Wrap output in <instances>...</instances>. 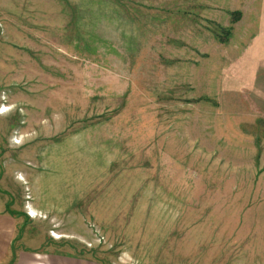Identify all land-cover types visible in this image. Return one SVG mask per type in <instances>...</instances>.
I'll list each match as a JSON object with an SVG mask.
<instances>
[{
	"label": "rangeland",
	"instance_id": "1",
	"mask_svg": "<svg viewBox=\"0 0 264 264\" xmlns=\"http://www.w3.org/2000/svg\"><path fill=\"white\" fill-rule=\"evenodd\" d=\"M263 29L264 0H0V264H264Z\"/></svg>",
	"mask_w": 264,
	"mask_h": 264
},
{
	"label": "crops",
	"instance_id": "2",
	"mask_svg": "<svg viewBox=\"0 0 264 264\" xmlns=\"http://www.w3.org/2000/svg\"><path fill=\"white\" fill-rule=\"evenodd\" d=\"M263 33H264V29H263ZM262 37H264V36H262ZM4 181H5V180H4ZM4 181H3V180L1 181L2 184H1V191H0V201H2V206H3V207H5L6 205H8V203H9L8 198H6V200H4L5 196H6V197L8 196V195L5 193L6 189L2 186V185H4ZM0 205H1V204H0ZM3 258H4V256L0 258V261H2ZM93 263H94V264H98V263H95V262H93Z\"/></svg>",
	"mask_w": 264,
	"mask_h": 264
},
{
	"label": "trees",
	"instance_id": "3",
	"mask_svg": "<svg viewBox=\"0 0 264 264\" xmlns=\"http://www.w3.org/2000/svg\"><path fill=\"white\" fill-rule=\"evenodd\" d=\"M232 20L231 23L234 24L238 21L239 17H240V12L236 11L232 13ZM225 34L228 35L229 34V30L225 31Z\"/></svg>",
	"mask_w": 264,
	"mask_h": 264
},
{
	"label": "built area",
	"instance_id": "4",
	"mask_svg": "<svg viewBox=\"0 0 264 264\" xmlns=\"http://www.w3.org/2000/svg\"><path fill=\"white\" fill-rule=\"evenodd\" d=\"M4 111V108H3V110H2V112Z\"/></svg>",
	"mask_w": 264,
	"mask_h": 264
}]
</instances>
